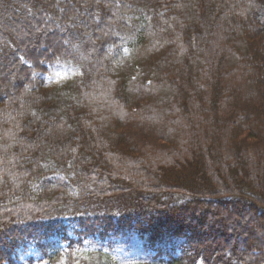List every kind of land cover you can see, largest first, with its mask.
Masks as SVG:
<instances>
[{
  "label": "trees",
  "instance_id": "1",
  "mask_svg": "<svg viewBox=\"0 0 264 264\" xmlns=\"http://www.w3.org/2000/svg\"><path fill=\"white\" fill-rule=\"evenodd\" d=\"M263 46L264 0H0V264H264Z\"/></svg>",
  "mask_w": 264,
  "mask_h": 264
},
{
  "label": "rangeland",
  "instance_id": "2",
  "mask_svg": "<svg viewBox=\"0 0 264 264\" xmlns=\"http://www.w3.org/2000/svg\"><path fill=\"white\" fill-rule=\"evenodd\" d=\"M262 50L264 51V46L262 48ZM70 69L66 66L62 67V68H59L58 66H55L51 73L47 74V79L51 82H54V81H59L61 79L64 78L65 75L71 73V71H69ZM263 101V100H262ZM255 104H252L253 106V109L254 110H257L259 109V104L261 103V99L258 101V99H255L254 102Z\"/></svg>",
  "mask_w": 264,
  "mask_h": 264
}]
</instances>
